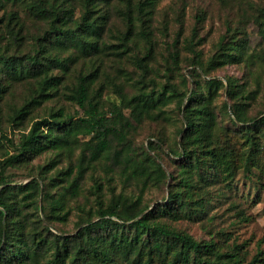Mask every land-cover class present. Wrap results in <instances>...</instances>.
Masks as SVG:
<instances>
[{
	"label": "trees",
	"instance_id": "trees-1",
	"mask_svg": "<svg viewBox=\"0 0 264 264\" xmlns=\"http://www.w3.org/2000/svg\"><path fill=\"white\" fill-rule=\"evenodd\" d=\"M158 1L0 0V264L260 263L259 250L246 260L241 245L171 222L205 207L211 180L264 153V108L249 113L259 78L246 90L210 73L241 58L246 38L228 24L204 60L193 25L159 47ZM251 16L264 39V6ZM181 47L192 68L178 77ZM169 102L181 114L175 138L159 127L138 142L146 122L171 117ZM22 167L31 178L16 181L9 169ZM154 186L160 202L144 199Z\"/></svg>",
	"mask_w": 264,
	"mask_h": 264
},
{
	"label": "rangeland",
	"instance_id": "rangeland-1",
	"mask_svg": "<svg viewBox=\"0 0 264 264\" xmlns=\"http://www.w3.org/2000/svg\"><path fill=\"white\" fill-rule=\"evenodd\" d=\"M262 6L264 0H160L156 4L152 29L159 47H162L165 40H170L178 31L182 40L190 34L191 27L196 25V39L199 40L196 48L205 60L216 53L218 40L225 33L227 25H237L238 37L246 38L245 54L216 66L210 73L223 79L225 75L235 76L240 82H246V90L255 88L257 84L254 78H259V93L249 107V113H254L264 108V39L251 15ZM196 14H202V17L197 20ZM180 51L181 62L175 70L178 77L181 72L192 68L187 61L189 51L184 47ZM157 59L159 62L156 65L159 71H163L162 57L158 55ZM106 95L110 99L117 97L110 89ZM224 98L227 99L221 95L217 101ZM66 108L73 112L76 106L66 103ZM163 110L167 115L171 114V117L163 118L156 125L146 122L135 135L138 142L147 143L149 133L157 131L159 127L175 138V126L181 114L176 112L173 102L165 104ZM9 135L14 138L18 136L17 132H9ZM49 155V152H43L30 162L34 165L43 163ZM164 161L169 163L168 158ZM163 166L167 170L172 168L170 164L166 166L163 163ZM28 171L27 167L9 169L16 181L30 179ZM163 194V186L150 187L145 191L144 199L152 202L157 199L160 202ZM206 197L207 203L202 210L184 214V217L172 220V224L197 239L213 238L222 248L235 243L241 245V250L247 251L246 260L259 250V264H264V153L259 154L250 167L236 168L230 177L219 176L211 180ZM73 218L63 225L70 232L74 230Z\"/></svg>",
	"mask_w": 264,
	"mask_h": 264
}]
</instances>
